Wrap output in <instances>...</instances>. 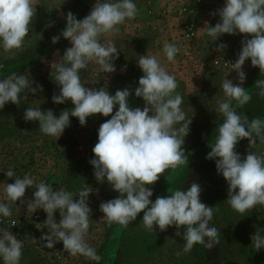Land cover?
<instances>
[{"label": "clouds", "instance_id": "clouds-1", "mask_svg": "<svg viewBox=\"0 0 264 264\" xmlns=\"http://www.w3.org/2000/svg\"><path fill=\"white\" fill-rule=\"evenodd\" d=\"M37 5L36 0H0V46L5 52L22 47L36 17ZM137 14L133 0H116L114 3L95 0L83 19H77L69 11L65 28L52 37V43H58L62 36L71 46L65 49L62 58L51 64L50 76L59 87L52 102L71 101L74 107L70 111L62 110L58 116L52 109L28 107L24 120L38 122L43 134L58 140L70 127V117L78 118L80 125L86 126L91 116H111L99 126L98 141L92 148L94 158L89 161L96 181L101 184L106 181L119 193L99 205L108 225L127 228L143 213L142 227L146 231L176 229L175 235L184 241L183 250L177 251V257L191 253L197 244L210 250L220 243V230L211 224L219 208L201 202L199 183L192 182L186 191L177 189L170 195L157 196L154 201L150 199L153 190L148 186L154 185L166 170H175L188 163L183 145L192 118L188 119L181 108L183 97L176 91L179 87L176 77L154 55L139 56L137 66L143 75L134 90L124 88L112 95L106 85L86 87L79 75L80 70L87 69L90 64L98 65L105 74L116 71L114 61L119 58L118 48L111 40L102 44L100 38L119 33V25ZM211 14L218 15L219 22L211 26L206 21L201 30L214 42L224 34L244 36L237 59L231 63L238 82L226 77L222 80L224 99L217 102V111L222 114L223 122L217 126L215 143L206 156L208 160H215L217 173L227 182L226 203L243 215L257 206H264V155L253 151L257 144L264 145V120L259 117L249 119L245 113L237 111L233 101L243 108L252 99L244 87L246 61L250 60L251 66L258 68L260 76L264 77V0H225L224 6ZM226 47L220 43L216 50L223 51ZM162 51L168 62H174L180 49L174 43L165 42ZM34 83L25 74L17 72L0 79V109L7 103L18 105L24 90L32 95L42 92V86L33 87ZM253 87L264 98V78L257 79ZM133 91L136 97L143 99V109L129 106ZM116 106L118 110L113 114ZM243 139L248 140L249 150L242 158L236 146ZM5 175L14 178V182L5 184L0 190V214L10 217V205L18 201L26 205L30 213L42 209L46 220L41 225L47 233L42 234L39 241L44 242V247L53 248L62 242L69 255H82L99 264L102 257L86 241L92 213L89 207L91 187L86 184L78 193H73L63 188L56 190L44 182L36 183L28 175L20 178L11 169ZM33 188L32 198L26 200V190ZM57 211L60 215L58 223L55 219ZM262 231L264 229L257 228L250 237L255 251L264 249ZM33 242L38 241L33 239ZM23 243L13 233L3 230L0 258L4 264H19Z\"/></svg>", "mask_w": 264, "mask_h": 264}, {"label": "rangeland", "instance_id": "rangeland-1", "mask_svg": "<svg viewBox=\"0 0 264 264\" xmlns=\"http://www.w3.org/2000/svg\"><path fill=\"white\" fill-rule=\"evenodd\" d=\"M138 1L141 2V0L134 2L138 9L135 18L126 19L119 25V33L100 38L102 44L111 40L118 48L119 54H125V58H120L119 55L114 61L116 71L111 74L101 72L99 66L95 64L80 70L81 81L86 87L100 88L106 85L112 95L124 88L134 90L143 75L137 66L139 56L154 55L160 60L158 49H154L151 43L153 39L149 32L151 16L140 12ZM36 2L38 4L36 17L30 25L29 35L25 37L22 47L5 52L0 46V79L17 72L28 76L30 81L32 79L35 82L33 87L39 84L43 88V91L36 95L24 90L20 93L18 105L7 103L0 109V190L5 184L14 182V178L5 175L9 169L20 178L28 175L34 178L36 183L51 184L56 190L63 188L78 193L87 184L93 192L89 196L92 213L86 241L102 257L99 264H264V249L255 251L250 239L257 228L264 229V206H257L243 215L234 211L226 203L227 182L217 173L215 160L206 159L211 151L210 147L215 143L217 135L215 130L223 122L222 114L217 111V102L224 99L222 80L226 77L234 83L238 82L234 71H224L212 61L220 53L237 58L241 40L244 39L243 34H224L214 42L201 30L203 28L201 25L205 24L206 20L211 26L219 22V16L211 13L223 7L225 0L208 2L204 0L208 9L213 7L210 13L204 14L200 23L199 49H202L201 45L204 42L210 43L209 50L205 53L202 49L199 55L201 59L205 58V61L192 62L181 68L175 59V64H170L171 66H167L166 69L176 77L179 84L176 91L183 97L182 110L188 119L192 118L190 132L183 145L188 163L175 170H166L154 185L148 186L153 190L150 199L154 201L157 196L170 195L177 189L186 191L192 182H197L202 188L201 202L219 208L211 221V224L220 230L219 245L209 250L197 244L191 253L180 257H177L176 253L182 252L184 241L181 236L175 235L174 227H169L164 232H160L158 228L155 232L146 231L142 227L143 213H140L137 220L130 223L127 228L118 224L109 226L103 218V213L99 209L100 203L117 197L119 193L113 191L106 181L103 184L96 181L93 166L89 161L94 158L92 148L98 141L99 126L111 116L96 114L87 119L86 126H81L78 118L70 117V127L65 129L58 140L43 134L38 122L24 120V112L28 107L52 109L57 116L62 110L70 111L74 107L71 101L64 104L52 102V96L59 93V87L50 76L51 64L62 58L65 49L71 46L62 36L58 43L53 44L52 37L59 35L65 28V17L69 11L75 14L77 19H83L91 11L95 0H36ZM109 2L114 3L116 0ZM136 24L143 28L135 27ZM162 33L163 31L159 30L153 35L157 38L162 36ZM157 40L161 48L163 41ZM167 40L172 42L169 37ZM222 42L227 45L226 49L217 51L216 45ZM123 43H127V46H122ZM122 47H125L124 53ZM255 69L251 66L250 60L243 66L246 74L244 83L246 91L256 80L253 76ZM256 90L253 94L254 102L250 100L243 108H239L233 101V106L237 111L245 113L249 119L259 117L264 120V98L260 97L259 90ZM128 103L132 108L144 107L143 99L136 97L134 91ZM116 110L118 106L114 107L113 114ZM248 150L247 139L241 140L236 146V151L242 158ZM253 151L258 155H264V145L257 144ZM33 191L34 188L26 190V200L32 198ZM10 209L12 212L10 217L0 214V236L3 230H7L24 241L19 264H96L82 255H69L64 251L62 242L53 248L44 247V242L39 241L42 234L47 233V229L41 225L46 220V213L42 209L30 213L27 206L21 205L19 201L11 204ZM55 219L57 223L60 220L58 211L55 213ZM261 234L264 235V231ZM33 239L38 242H33ZM0 264H4L2 258Z\"/></svg>", "mask_w": 264, "mask_h": 264}, {"label": "built area", "instance_id": "built-area-1", "mask_svg": "<svg viewBox=\"0 0 264 264\" xmlns=\"http://www.w3.org/2000/svg\"><path fill=\"white\" fill-rule=\"evenodd\" d=\"M191 5L189 7L188 2H185V0H172L169 11L164 13L165 16L167 15L170 24L166 29L167 35L180 49L175 59H177L181 68L192 62L204 61L199 56L203 50L198 47L200 23H202L201 20H203L204 14L213 10V7L208 9L205 6L204 0H193ZM236 59L234 56L220 53L215 56L212 62L224 71H230L232 70L231 63H234Z\"/></svg>", "mask_w": 264, "mask_h": 264}, {"label": "crops", "instance_id": "crops-1", "mask_svg": "<svg viewBox=\"0 0 264 264\" xmlns=\"http://www.w3.org/2000/svg\"><path fill=\"white\" fill-rule=\"evenodd\" d=\"M135 1L136 0H133V2H135ZM171 1L172 0H141V2L138 1L139 2L138 4H140L138 6V8L140 9V12L146 16H151V18L149 19L150 23H151L150 24L151 29H150V31L149 30H147V31H149L151 33V35L153 37V39L151 40V43H153L154 49H158V52L156 51L157 53H159L158 58L160 59L161 63L164 65V67L166 69H167V66H171L170 64H173V65L175 64V62L174 63L168 62L164 56L163 51H162L163 44L165 42H168V40H167L168 32L166 30H165L166 32H164V29H167V26L170 25L169 21L167 20V15L165 16L164 13L169 11ZM185 2H187V1L185 0ZM191 4H192V2H188L189 7L192 6ZM206 21H204V22H206ZM201 22H202V20H201ZM207 22L209 23V21H207ZM204 25L205 24H203L202 27H204ZM134 26L135 27L139 26L138 27L139 29L143 28V27H141V25H138V24H136ZM159 30L163 31L162 36H158L157 38H155L153 34H156V32H158ZM157 39L163 41V43L161 42L162 43V45L160 46L161 48H159V46H158L159 43H157L158 42ZM168 43H174V42L172 41V42H168ZM122 46L126 47L127 43H123ZM201 46H202V49H204L205 53H206V51L209 50L208 46H210V43L207 44V42H206V44H205V42H204ZM125 47H122L123 53H124ZM119 55H120V58H125V54H122V55L119 54ZM204 61H205V58H204Z\"/></svg>", "mask_w": 264, "mask_h": 264}, {"label": "trees", "instance_id": "trees-1", "mask_svg": "<svg viewBox=\"0 0 264 264\" xmlns=\"http://www.w3.org/2000/svg\"><path fill=\"white\" fill-rule=\"evenodd\" d=\"M253 76L256 78V80H257V79H260L261 76H260V71H259L258 68L255 69ZM256 80H255V81H256ZM254 83H255V82H254ZM254 83H252V84L247 88L248 92H249V93L251 94V96H252L251 102H254V96H253V94L257 91L256 88L253 87V86H254ZM209 169H210V168H208V170H209ZM206 170H207V168H206Z\"/></svg>", "mask_w": 264, "mask_h": 264}]
</instances>
